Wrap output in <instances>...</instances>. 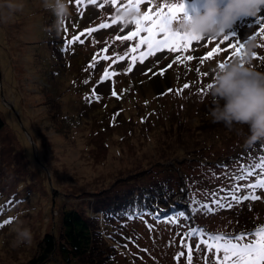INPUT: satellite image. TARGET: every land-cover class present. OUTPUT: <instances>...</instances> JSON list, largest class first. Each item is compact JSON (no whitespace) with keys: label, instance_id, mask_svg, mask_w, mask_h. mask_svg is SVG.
<instances>
[{"label":"rangeland","instance_id":"rangeland-1","mask_svg":"<svg viewBox=\"0 0 264 264\" xmlns=\"http://www.w3.org/2000/svg\"><path fill=\"white\" fill-rule=\"evenodd\" d=\"M6 2L0 0V5ZM10 2L23 7L11 14L0 8V117L5 121L0 129V264H26L42 234L56 229L61 212L70 208L97 220L112 245L116 264H177L173 257L181 248L176 234L189 226L237 232L264 224V199L216 215L195 213L190 203L197 189L227 186L210 168L219 176L222 169L217 164L235 168L238 157L244 156L239 163L245 165H255L264 157L263 140L251 146L245 143L246 125L238 134L241 126L230 131L223 123H213L209 115L213 105L208 85L220 64L243 55L237 41L244 45L248 37L255 38L251 63L264 72V32L255 18H238L224 33H235L231 43L236 47L226 43L203 63L200 57L222 36L194 41L188 52L179 53L181 57L192 55L191 61L174 62L177 54L164 49L143 63L137 61L124 74L127 58L115 64L102 59L104 55H125L132 46L131 41L117 38L134 26L124 30L125 25L112 24L121 0L116 7L106 4L103 8L98 6L103 0L96 5L85 0L79 10L76 0H69L71 15L59 32L53 28L54 15L44 9L42 0ZM151 2L155 8L179 0ZM183 2L185 12L179 18L203 10L204 0ZM224 3L218 0L220 7ZM146 9L147 5L141 6V11ZM258 16H264V9ZM102 22L110 27L85 34L83 44L76 42L62 51L65 39ZM96 53L101 54L99 63L89 69ZM106 67L120 74L100 83ZM162 70L164 75L159 74ZM185 83L190 88L176 95ZM93 87L99 99L93 97L89 102ZM113 88L119 99L111 95ZM58 114H67L68 120H59ZM161 185L169 193L177 191L174 201L180 200L178 190L184 189L186 207L159 212V222L153 211H115L114 200H108L130 188ZM197 199L204 202L205 197L198 193ZM179 212L187 218H178L176 224L164 222ZM16 227L31 230L30 244L14 246ZM173 239L175 245L170 244ZM195 264L202 261L196 258Z\"/></svg>","mask_w":264,"mask_h":264},{"label":"snow or ice","instance_id":"snow-or-ice-1","mask_svg":"<svg viewBox=\"0 0 264 264\" xmlns=\"http://www.w3.org/2000/svg\"><path fill=\"white\" fill-rule=\"evenodd\" d=\"M117 2L118 0H103V3H100L98 6L103 8L106 4H110L116 7ZM87 3L96 5L97 0H87ZM76 4L79 10L84 7L85 0H76ZM142 5H147V9L141 11ZM123 8L135 9L138 15L128 21L123 20L119 16L113 17L112 24H123L125 25L124 30L129 25L134 26V30L128 31L127 35L117 38L122 41H131L132 46L127 48L125 55L114 57L104 55L102 56L103 60L111 61L115 64L127 58V68L124 74L130 72L137 61L143 63L148 56H152L164 49H167L170 53L177 54L176 61L174 62H180L183 59L188 61L193 60L192 55L189 54L186 57H181L179 53L188 52L189 46L194 41L203 40L204 38L189 37L169 30L170 23L178 19L181 13L185 12L183 0H179L178 3H161L155 6V8H153L151 0H127V3H123V0H121V7L117 11ZM262 22H264V16L255 17V24L264 32V23ZM108 27H110L108 23L102 22L98 27L86 29L85 32H80L78 35L72 34L70 39L63 41L62 51L67 50L69 46L74 45L76 42L83 44L84 39L82 37L85 34L91 36L96 31ZM68 31L67 27H65L64 32L67 33ZM234 36L235 33L223 34V38L217 42L216 46L207 55L200 57V63L218 54L226 43L229 48L236 47V44L231 43ZM209 43L211 44L212 41L209 40ZM237 43L239 47L243 48L242 43L239 41ZM142 46L144 50H142ZM103 51L108 52L109 49L104 48ZM100 55V53L93 55L92 61L88 64L89 69L96 67L99 63L98 57ZM222 66L223 63L219 65V67ZM168 67L170 68L172 65L169 64ZM119 74V72H110L109 68L106 67L99 78V82L103 83ZM159 74L164 75V70ZM84 83H88V81H84ZM189 88L190 85L188 83L183 84L182 88L176 91V95H180L184 90ZM172 91V89H168V92ZM166 94L168 93H162L161 95ZM111 95L118 99L120 98L115 88H113ZM93 97L97 100L99 99L96 96L95 87H93L91 95L87 97L88 101L91 102ZM243 159L244 156L236 158L237 167L235 168L227 164H217L216 167L222 169L219 176H216L213 169H209L217 179L226 180L228 182L227 186H221L211 191L197 189L193 192L190 198V203L194 206L191 209L193 212L202 215H216L220 211L232 210L233 208L242 206L247 201H261L264 199V191H258L264 190V157L261 158L260 163H256L255 165L239 163ZM194 185L195 181H193ZM198 193L205 197L204 202L197 199ZM248 207L251 211L252 205L249 204ZM154 218L159 222L160 213L158 212ZM178 218L185 219L187 217L184 212L174 213L172 216L167 217L164 222L176 224L178 223ZM5 223H10V221H5ZM2 226L0 225V227ZM149 227L151 228V226ZM176 237H178L181 248L173 257L177 264H195L196 258H199L202 264H264V224L250 230H241L240 232L220 230L213 232L202 226H189L185 232L177 233ZM170 244L175 245L176 240H170Z\"/></svg>","mask_w":264,"mask_h":264},{"label":"clouds","instance_id":"clouds-1","mask_svg":"<svg viewBox=\"0 0 264 264\" xmlns=\"http://www.w3.org/2000/svg\"><path fill=\"white\" fill-rule=\"evenodd\" d=\"M42 6L54 15V30L61 31L71 15L69 0H42ZM22 7L10 0L0 5V8L8 10V14ZM262 9L264 0H225L222 7L218 5V0H204L202 12L173 20L169 30L189 37L216 38L231 29L238 18H255ZM117 14L125 21L138 15L132 8L120 9ZM255 47V38L248 37L244 41L243 55L217 67L208 87L213 105L209 112L212 122L223 123L230 131L239 125L238 134L246 125L248 134L245 143L249 146L264 140V72L256 70L251 63ZM14 231V246L32 242L29 228L16 227Z\"/></svg>","mask_w":264,"mask_h":264},{"label":"trees","instance_id":"trees-1","mask_svg":"<svg viewBox=\"0 0 264 264\" xmlns=\"http://www.w3.org/2000/svg\"><path fill=\"white\" fill-rule=\"evenodd\" d=\"M54 115L52 116L54 117ZM57 116L59 120H68L67 114L66 116L61 115L62 117L60 114ZM4 124V119L0 117V129ZM263 154L259 156H263ZM260 162L257 159L256 163ZM137 174L141 173L137 172ZM178 191L181 192L178 197L179 201L173 199L177 191L169 193L162 185L157 188H138L136 190L130 188L108 200L110 202L114 200L115 204L112 210L115 211H136L145 208L155 214L158 212L167 214L174 209L186 207L184 191L182 189ZM159 203L162 206L158 205ZM107 210L105 208V211ZM241 230L243 229H239L237 232ZM113 255L112 245L102 233L97 220L70 208L61 212L59 225L56 229L45 231L42 234L26 264H116Z\"/></svg>","mask_w":264,"mask_h":264},{"label":"bare ground","instance_id":"bare-ground-1","mask_svg":"<svg viewBox=\"0 0 264 264\" xmlns=\"http://www.w3.org/2000/svg\"><path fill=\"white\" fill-rule=\"evenodd\" d=\"M263 61H264V60H263ZM263 61H262V62H263ZM263 63H264V62H263Z\"/></svg>","mask_w":264,"mask_h":264}]
</instances>
